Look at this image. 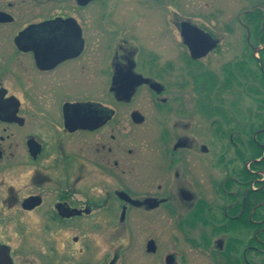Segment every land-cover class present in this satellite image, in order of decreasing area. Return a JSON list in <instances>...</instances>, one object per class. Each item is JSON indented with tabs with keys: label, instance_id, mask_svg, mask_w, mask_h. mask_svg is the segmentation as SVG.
Wrapping results in <instances>:
<instances>
[{
	"label": "flooded vegetation",
	"instance_id": "af4514ba",
	"mask_svg": "<svg viewBox=\"0 0 264 264\" xmlns=\"http://www.w3.org/2000/svg\"><path fill=\"white\" fill-rule=\"evenodd\" d=\"M121 5L0 0V264H138L134 244L85 239L133 229L134 211L177 232L167 253L145 242L166 264H264V168L233 126L232 61L202 63L220 42L202 58L183 38L154 50Z\"/></svg>",
	"mask_w": 264,
	"mask_h": 264
},
{
	"label": "rangeland",
	"instance_id": "374dc122",
	"mask_svg": "<svg viewBox=\"0 0 264 264\" xmlns=\"http://www.w3.org/2000/svg\"><path fill=\"white\" fill-rule=\"evenodd\" d=\"M121 7L126 28L130 30V33L139 35L137 39L143 40L154 50L168 54L170 52L168 50L172 49L170 48L172 42L177 45L178 41H181L180 24L187 20L215 35L221 43L217 50L212 51V49V52L206 57L207 64L202 62L207 68L219 73L225 63L242 60L247 66L249 63L250 66L257 69L256 63L249 57V55H255L254 48L256 46L262 47L257 53L258 57L255 56L259 59L260 65L262 64L261 58H264V53H261L264 49L263 40L259 41L258 36L251 32L245 14L255 8L264 11V0H122ZM126 33L123 32V35H130L129 32ZM248 33H250V41L248 40ZM168 55L172 57L173 53L170 52ZM203 64L202 66H204ZM262 66L264 73V64ZM230 68L232 69V65ZM231 71L233 75V70ZM246 84L248 85V83ZM237 89L245 91L243 85L235 87V91ZM248 95L246 93L244 95L245 105L248 102L252 105V96L249 97ZM232 96V101H234V95ZM255 104L253 102V107ZM155 175V168L151 169V167L145 171L142 170L140 173L141 178L154 177ZM143 181L149 185L151 183L150 181ZM135 215L134 211L132 219H128L133 223L136 222L135 227L133 229L131 227V230L124 228L127 225L125 218L118 224L120 226L116 230L105 228L99 233L91 231L88 236H85V239L95 244L103 243L105 249L102 246H97L100 253H108V249L113 251L115 247H117L115 252L119 253L121 248L127 246V253L130 255L129 249L134 244L137 247L139 258H141H138L141 261L138 264H166L165 260H160L157 255L146 254L144 251L145 242L149 237H154L158 240L160 248H163L161 251L167 253L173 251V242L175 236L178 235L177 232L165 228L160 214H155L153 218L145 217V214H140L135 218ZM29 220L31 223L26 230L28 231L26 232V240L38 242L40 239L38 236L34 237L33 231H40V228L36 224V219ZM96 220L104 222L105 225L108 224L106 223L107 219L96 218ZM93 221L95 219L92 218L90 222ZM169 226L171 225L169 224ZM73 233L82 236L80 229H74ZM132 233L136 234L133 235ZM55 237L58 241H63L65 238L72 240L70 235H65V237L55 235Z\"/></svg>",
	"mask_w": 264,
	"mask_h": 264
},
{
	"label": "trees",
	"instance_id": "16d2710c",
	"mask_svg": "<svg viewBox=\"0 0 264 264\" xmlns=\"http://www.w3.org/2000/svg\"><path fill=\"white\" fill-rule=\"evenodd\" d=\"M248 25L250 26L251 32L258 36V40H263L264 45V11L260 8H255L252 11H248L246 14ZM255 47V46H254ZM258 47V46H256ZM261 53H264L262 49ZM250 59L257 65V69L247 64L242 60H235L231 62L233 70V124L234 129L240 131H246L249 135V145L253 148L250 151L251 159L260 158L264 152L260 146V142L264 143V131L259 133L257 136L258 142L254 139V133L264 128V73L260 65V61L255 55H249ZM262 64H264V58H261ZM228 72V71H227ZM248 83V85L246 84ZM243 85L245 91H240L235 87ZM248 91V92H247ZM245 93L253 100L255 106L248 102L245 105L244 95ZM264 168V159L262 161H256L252 163V167ZM264 199V189L260 193V200ZM264 208V206H263Z\"/></svg>",
	"mask_w": 264,
	"mask_h": 264
},
{
	"label": "water",
	"instance_id": "95a60500",
	"mask_svg": "<svg viewBox=\"0 0 264 264\" xmlns=\"http://www.w3.org/2000/svg\"><path fill=\"white\" fill-rule=\"evenodd\" d=\"M180 28L182 38L194 58H202L206 56L212 49L217 46L219 42V40L214 38L210 32H206L204 29L192 23L191 21H182L180 24ZM248 40L250 41V33H248ZM261 48L262 47L254 48V53L256 57H258L257 53ZM261 67L263 68L262 64ZM263 131L264 128L259 129L254 133V139L257 142V135ZM261 145L264 148V144ZM259 160L260 159H255V161ZM151 243L153 245L154 241H152Z\"/></svg>",
	"mask_w": 264,
	"mask_h": 264
}]
</instances>
